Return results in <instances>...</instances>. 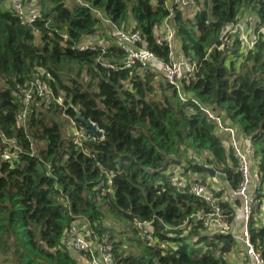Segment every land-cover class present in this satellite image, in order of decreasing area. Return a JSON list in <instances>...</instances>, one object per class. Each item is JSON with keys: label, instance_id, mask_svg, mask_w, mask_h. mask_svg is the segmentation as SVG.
I'll list each match as a JSON object with an SVG mask.
<instances>
[{"label": "trees", "instance_id": "16d2710c", "mask_svg": "<svg viewBox=\"0 0 264 264\" xmlns=\"http://www.w3.org/2000/svg\"><path fill=\"white\" fill-rule=\"evenodd\" d=\"M15 1L0 0V264H83L87 253L64 243L73 223L111 242L115 264H252L235 255L239 241L231 229L192 216L214 208L191 192L193 173L231 228L242 210L233 194L241 173L230 137L209 112L234 122L255 145L259 203L249 230L264 255V38L247 52L238 35L217 46L223 26L249 9L264 25V0L174 7L181 55L198 64L181 89L160 63L123 67L122 30H138L147 48L169 60L166 39L157 41L170 13L166 0H20L40 8L41 17L31 22L19 17ZM99 30L105 46L79 47ZM35 74L51 94L36 96L24 121L17 85ZM78 111L102 136L76 140L67 125L71 117L85 127ZM5 139L20 147L13 160L2 156ZM203 165L215 169L221 186ZM139 221L150 223L155 242Z\"/></svg>", "mask_w": 264, "mask_h": 264}, {"label": "built area", "instance_id": "2783aa9c", "mask_svg": "<svg viewBox=\"0 0 264 264\" xmlns=\"http://www.w3.org/2000/svg\"><path fill=\"white\" fill-rule=\"evenodd\" d=\"M195 0H166L170 13L163 20L159 27V35H157V41L162 42L166 39L170 51L169 60H164L161 57H157L151 49L147 48L143 44V36L138 30H122L119 32V41L121 47L126 52V58L123 63V67H133L138 62L143 66L154 65L155 62L160 63L161 71L165 77L177 86L178 89L182 87V81L184 78H190L198 71V64L196 60H190L183 57L181 54L176 55V40L175 30L172 24V18L174 15L175 6H189L194 3ZM14 8L19 17L25 22H31L41 17L39 8H28L22 1L16 0L14 2ZM100 14V12L98 11ZM258 15L252 11H245L244 15L236 22L227 23L223 26L220 39L221 43L217 46L222 48L226 43H231L233 38L238 35L241 40V50L244 52L253 48L259 38H264V25H259ZM64 37H67L64 33ZM99 45L105 46L101 40L95 41L92 35L87 36L80 44L81 49L97 48ZM108 65L113 66L108 63ZM20 91L21 100L24 104V108L21 112V117L25 121L28 118L30 111V104L33 102L36 96L46 97L51 93L49 84L39 75L35 74L29 81L23 84L17 85ZM184 99L185 96L181 95ZM59 103H62V98H56ZM211 118L215 119L219 124L220 130L226 132L230 137L231 144L233 146L234 154L237 158V169L241 173V179L236 188L233 189V194L241 198L242 201V219L243 226L237 232H234L238 241L239 249L235 252L236 256H240L249 259L252 264H264V255L260 250L256 248L254 241L252 240L249 226L251 219L258 208V197L256 188L260 185V175L256 167L253 153L255 145L250 138H247L241 129L234 122L224 119L221 114H214L209 112ZM72 130L76 140L81 143L87 136V132L83 127H79L76 120L71 118ZM6 148L2 153L5 159L13 160L17 157L20 147L18 144L10 142L5 139ZM181 173V174H180ZM181 168L177 170L176 177L184 179ZM212 181L218 183L221 186L222 181L216 175H212ZM184 181V180H183ZM108 183H112V174L109 175ZM97 188H101V192L105 193L104 182L98 183ZM191 192L199 198L213 205V210L205 213L198 211L192 216L195 219H202L204 224L208 227L218 228L221 231H228L232 229L230 224L225 220L226 214L220 209L216 203V197H214L212 191L208 186L194 178L190 184ZM138 225L143 228V233L146 238L151 242H155V236L151 230L150 223L148 221H139ZM233 230V229H232ZM65 245L78 252H85V260L87 264H115L113 256V245L111 242L101 240L98 233L87 230L85 231V223H73L68 231L64 240ZM164 245V244H162ZM84 260V261H85Z\"/></svg>", "mask_w": 264, "mask_h": 264}, {"label": "crops", "instance_id": "0c3cea01", "mask_svg": "<svg viewBox=\"0 0 264 264\" xmlns=\"http://www.w3.org/2000/svg\"><path fill=\"white\" fill-rule=\"evenodd\" d=\"M92 37L94 38L95 41H97L96 38H99V36L96 35V34L92 35ZM175 44H177V45H176V48H175L176 55L179 56L180 54H182V51H181V49H180V47H179V45H180V41L177 39ZM178 169H180L178 166H177V167L175 166V167L173 168L174 172H175V171L177 172ZM181 171H183L182 168H181ZM184 173H185V172H184ZM197 174H198V173H193L192 175H194V177L196 178V177H197ZM186 175H187V174H186ZM192 175H191V176H192ZM209 176H212V175L210 174ZM216 176H217V175H216ZM217 177L220 178L221 181H222V178H221L220 176H217ZM214 182H215V181H214ZM215 183H216V182H215ZM216 184L218 185V183H216ZM232 204L234 205V207L236 206L233 202H232ZM232 225H236L235 228H234L236 231L239 230V229H241V227L243 226V219H242V217H241V212H240V210L238 211L237 215L235 216V219H234ZM84 260H85V259L83 258L82 263H83V264H87L86 260H85V261H84Z\"/></svg>", "mask_w": 264, "mask_h": 264}, {"label": "water", "instance_id": "95a60500", "mask_svg": "<svg viewBox=\"0 0 264 264\" xmlns=\"http://www.w3.org/2000/svg\"><path fill=\"white\" fill-rule=\"evenodd\" d=\"M77 116L82 120V121H84V123H85V130H86V132L87 133H90V134H94V135H97V136H102V134H103V131L96 125V123L93 121V120H91V119H89V118H84L83 116H82V114L78 111L77 112ZM204 166V168L206 169V170H208L212 175H215V169L213 168V167H211V166H206V165H203Z\"/></svg>", "mask_w": 264, "mask_h": 264}, {"label": "rangeland", "instance_id": "374dc122", "mask_svg": "<svg viewBox=\"0 0 264 264\" xmlns=\"http://www.w3.org/2000/svg\"><path fill=\"white\" fill-rule=\"evenodd\" d=\"M12 2H13V0H12ZM34 3H36V1H34ZM38 3V2H37ZM38 5H39V3H38ZM42 6V5H41ZM38 6H36V8H37ZM113 29H114V31H115V27L113 26ZM102 33H103V31L102 30H99V31H97L96 33H94V34H96V35H98L99 36V38H96L97 40H101L104 44H107L106 42L108 41L107 39H105V38H103L102 37ZM51 94V93H50ZM50 94L47 96V97H50ZM48 100V99H47ZM62 115H64V114H62ZM74 128V127H73ZM72 128V126H71V124L70 123H68V125H67V129L69 130V132H76V130H72L73 129ZM230 141V140H229ZM192 177H194V175H192ZM212 176H210V178H211ZM226 193V192H225ZM241 212V217H242V210L240 211ZM113 222V224H115V226L117 227V230H120V224H119V222H116V221H112ZM235 226L236 225H232V231L233 232H237V231H239V230H235L234 228H235Z\"/></svg>", "mask_w": 264, "mask_h": 264}, {"label": "clouds", "instance_id": "9594fccd", "mask_svg": "<svg viewBox=\"0 0 264 264\" xmlns=\"http://www.w3.org/2000/svg\"><path fill=\"white\" fill-rule=\"evenodd\" d=\"M39 10H40V8H39ZM42 14V13H41Z\"/></svg>", "mask_w": 264, "mask_h": 264}]
</instances>
